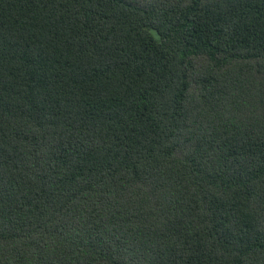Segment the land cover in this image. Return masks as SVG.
<instances>
[{
	"label": "trees",
	"instance_id": "1",
	"mask_svg": "<svg viewBox=\"0 0 264 264\" xmlns=\"http://www.w3.org/2000/svg\"><path fill=\"white\" fill-rule=\"evenodd\" d=\"M0 264H264V0H0Z\"/></svg>",
	"mask_w": 264,
	"mask_h": 264
}]
</instances>
